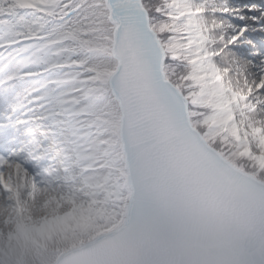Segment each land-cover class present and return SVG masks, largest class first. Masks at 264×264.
<instances>
[{
    "label": "snow or ice",
    "instance_id": "snow-or-ice-1",
    "mask_svg": "<svg viewBox=\"0 0 264 264\" xmlns=\"http://www.w3.org/2000/svg\"><path fill=\"white\" fill-rule=\"evenodd\" d=\"M0 264H264V0H0Z\"/></svg>",
    "mask_w": 264,
    "mask_h": 264
}]
</instances>
